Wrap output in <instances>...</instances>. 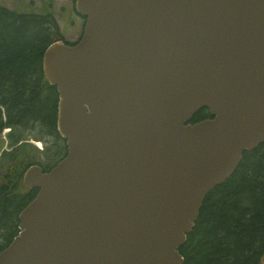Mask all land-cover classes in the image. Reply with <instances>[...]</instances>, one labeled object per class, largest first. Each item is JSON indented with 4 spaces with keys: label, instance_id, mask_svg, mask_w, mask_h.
Masks as SVG:
<instances>
[{
    "label": "water",
    "instance_id": "95a60500",
    "mask_svg": "<svg viewBox=\"0 0 264 264\" xmlns=\"http://www.w3.org/2000/svg\"><path fill=\"white\" fill-rule=\"evenodd\" d=\"M44 73L65 158L0 264H184L206 195L264 142V0H76ZM207 109L212 118L191 124Z\"/></svg>",
    "mask_w": 264,
    "mask_h": 264
},
{
    "label": "trees",
    "instance_id": "16d2710c",
    "mask_svg": "<svg viewBox=\"0 0 264 264\" xmlns=\"http://www.w3.org/2000/svg\"><path fill=\"white\" fill-rule=\"evenodd\" d=\"M59 38L53 14H20L0 5L2 143L9 129V148L0 156V167L7 169L0 183V253L18 235V217L38 193L24 186L26 170L39 165L49 171L68 152L57 127L59 94L43 66L47 49ZM210 118L202 109L190 123ZM31 141L46 148L39 150ZM179 253L184 264H264V142L244 151L235 174L206 195Z\"/></svg>",
    "mask_w": 264,
    "mask_h": 264
},
{
    "label": "rangeland",
    "instance_id": "374dc122",
    "mask_svg": "<svg viewBox=\"0 0 264 264\" xmlns=\"http://www.w3.org/2000/svg\"><path fill=\"white\" fill-rule=\"evenodd\" d=\"M0 5L20 14L47 15L53 14L58 22L64 40L75 43L81 36L84 20L75 11L74 0H0ZM0 140V156L3 150H8L6 134ZM39 150L46 148L43 143L31 141ZM50 152L45 153L44 159L50 158ZM46 159V162H47ZM7 169L0 167V183L6 176ZM5 173V174H4Z\"/></svg>",
    "mask_w": 264,
    "mask_h": 264
},
{
    "label": "flooded vegetation",
    "instance_id": "af4514ba",
    "mask_svg": "<svg viewBox=\"0 0 264 264\" xmlns=\"http://www.w3.org/2000/svg\"><path fill=\"white\" fill-rule=\"evenodd\" d=\"M75 8V7H74ZM75 11H76V8H75ZM76 13L81 17V18H83V20H84V24H83V28H82V32H81V36L78 38V40L75 42V43H77V42H79L80 40H81V38H82V36H83V34H84V28H85V24H86V18H85V16H83V15H80L77 11H76ZM64 42H66L65 40H64ZM75 43H73V45L75 44ZM66 44H68L69 45V43H67L66 42ZM70 45H72V44H70ZM66 143V142H65ZM39 166V165H38ZM41 167V166H40ZM42 168V167H41ZM43 169V168H42ZM53 169V168H52ZM51 169V170H52ZM43 171L46 173V172H49V171H45L44 169H43ZM34 200V199H33ZM32 200V201H33ZM19 233V232H18Z\"/></svg>",
    "mask_w": 264,
    "mask_h": 264
},
{
    "label": "built area",
    "instance_id": "2783aa9c",
    "mask_svg": "<svg viewBox=\"0 0 264 264\" xmlns=\"http://www.w3.org/2000/svg\"><path fill=\"white\" fill-rule=\"evenodd\" d=\"M8 131H9V129L6 130V132H8Z\"/></svg>",
    "mask_w": 264,
    "mask_h": 264
}]
</instances>
